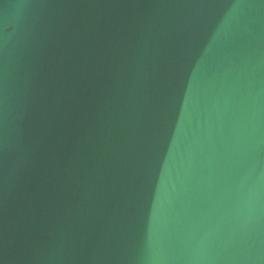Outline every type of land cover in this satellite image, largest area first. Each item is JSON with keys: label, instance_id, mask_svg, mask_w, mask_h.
<instances>
[{"label": "water", "instance_id": "95a60500", "mask_svg": "<svg viewBox=\"0 0 264 264\" xmlns=\"http://www.w3.org/2000/svg\"><path fill=\"white\" fill-rule=\"evenodd\" d=\"M0 264H264V0H0Z\"/></svg>", "mask_w": 264, "mask_h": 264}]
</instances>
